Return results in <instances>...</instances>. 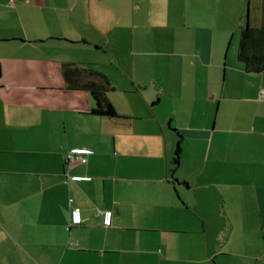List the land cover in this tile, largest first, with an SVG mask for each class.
<instances>
[{
    "label": "crops",
    "instance_id": "obj_1",
    "mask_svg": "<svg viewBox=\"0 0 264 264\" xmlns=\"http://www.w3.org/2000/svg\"><path fill=\"white\" fill-rule=\"evenodd\" d=\"M248 27L264 0H0V264H264ZM88 81L118 117L92 113Z\"/></svg>",
    "mask_w": 264,
    "mask_h": 264
},
{
    "label": "trees",
    "instance_id": "obj_2",
    "mask_svg": "<svg viewBox=\"0 0 264 264\" xmlns=\"http://www.w3.org/2000/svg\"><path fill=\"white\" fill-rule=\"evenodd\" d=\"M239 58L250 71L259 72L262 69L264 66V28L254 29L248 27L242 31ZM83 74H88L99 78L101 77L96 72L82 69L75 70L70 66H67L64 70V75L69 82H73L75 80L74 78L83 76ZM105 84H98L93 81H88L85 83H80L78 86L92 93V96L96 102V108L92 110L93 114L104 117H118L115 108L110 103L106 95L108 83ZM180 156L181 142L178 143L175 157L173 159V173L180 162Z\"/></svg>",
    "mask_w": 264,
    "mask_h": 264
},
{
    "label": "built area",
    "instance_id": "obj_3",
    "mask_svg": "<svg viewBox=\"0 0 264 264\" xmlns=\"http://www.w3.org/2000/svg\"><path fill=\"white\" fill-rule=\"evenodd\" d=\"M92 151L89 149H76L71 151V153L68 155L67 161L74 160L76 158H79L80 156L83 157L82 162L86 163L87 162V156L91 155ZM72 202V200H71ZM97 215L101 216L104 218V225L106 227H110L112 225V220H113V212H104L101 210H97ZM73 220L75 223L80 224L81 223V217H80V211L75 210L73 212Z\"/></svg>",
    "mask_w": 264,
    "mask_h": 264
},
{
    "label": "rangeland",
    "instance_id": "obj_4",
    "mask_svg": "<svg viewBox=\"0 0 264 264\" xmlns=\"http://www.w3.org/2000/svg\"><path fill=\"white\" fill-rule=\"evenodd\" d=\"M163 7H165V6H163ZM166 10H169V11H172L173 10V7H170V6H167L166 8H165ZM161 15L164 17V12H162L161 13ZM137 20L136 21H138V18H139V15H137ZM167 32V31H166ZM150 36H152V37H154V38H156V39H158V32L157 31H152L151 32V34H150ZM162 39H164L166 42H168V38L169 39H171L169 36H160ZM233 50V48L230 50V54H232V51Z\"/></svg>",
    "mask_w": 264,
    "mask_h": 264
}]
</instances>
